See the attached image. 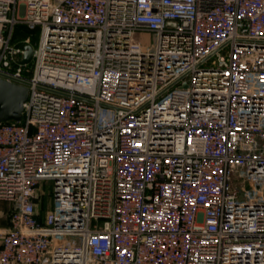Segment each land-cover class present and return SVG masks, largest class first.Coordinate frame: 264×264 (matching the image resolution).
<instances>
[{
    "label": "built area",
    "instance_id": "built-area-1",
    "mask_svg": "<svg viewBox=\"0 0 264 264\" xmlns=\"http://www.w3.org/2000/svg\"><path fill=\"white\" fill-rule=\"evenodd\" d=\"M0 78V264H264V0H0Z\"/></svg>",
    "mask_w": 264,
    "mask_h": 264
},
{
    "label": "water",
    "instance_id": "water-1",
    "mask_svg": "<svg viewBox=\"0 0 264 264\" xmlns=\"http://www.w3.org/2000/svg\"><path fill=\"white\" fill-rule=\"evenodd\" d=\"M33 54V45L26 44L22 63H31ZM28 95L29 88L27 86L0 78V123L21 120L24 111L23 104Z\"/></svg>",
    "mask_w": 264,
    "mask_h": 264
},
{
    "label": "rangeland",
    "instance_id": "rangeland-1",
    "mask_svg": "<svg viewBox=\"0 0 264 264\" xmlns=\"http://www.w3.org/2000/svg\"><path fill=\"white\" fill-rule=\"evenodd\" d=\"M28 34H31L32 43L35 45L39 39L38 32L36 30L29 31ZM144 45L148 48L155 49L158 44V35L155 32H144L141 35ZM33 65V61H31ZM30 63V64H31ZM53 186L50 182H42L38 188V203L37 209L42 211L45 215L48 210L53 206ZM97 227V222H94L92 228ZM3 234V233H2ZM1 234V235H2ZM77 243L81 242L79 237H73Z\"/></svg>",
    "mask_w": 264,
    "mask_h": 264
},
{
    "label": "crops",
    "instance_id": "crops-1",
    "mask_svg": "<svg viewBox=\"0 0 264 264\" xmlns=\"http://www.w3.org/2000/svg\"><path fill=\"white\" fill-rule=\"evenodd\" d=\"M13 207H14L13 202L5 199H0V246L2 243L1 234L5 233L10 227V215ZM42 216L44 217L45 215L43 214ZM14 264H18V263H14Z\"/></svg>",
    "mask_w": 264,
    "mask_h": 264
},
{
    "label": "trees",
    "instance_id": "trees-1",
    "mask_svg": "<svg viewBox=\"0 0 264 264\" xmlns=\"http://www.w3.org/2000/svg\"><path fill=\"white\" fill-rule=\"evenodd\" d=\"M30 30H29V28L26 26V25H17L16 27H15V29H14V38L16 39H18V38H23V37H25L27 34H28V32H29ZM37 211H38V216L40 217V218H43V213L40 211V210H38L37 209Z\"/></svg>",
    "mask_w": 264,
    "mask_h": 264
}]
</instances>
